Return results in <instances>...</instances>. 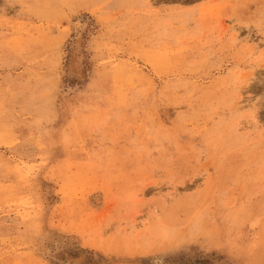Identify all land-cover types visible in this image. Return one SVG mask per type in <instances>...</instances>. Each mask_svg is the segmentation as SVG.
Segmentation results:
<instances>
[{
  "label": "rangeland",
  "instance_id": "obj_1",
  "mask_svg": "<svg viewBox=\"0 0 264 264\" xmlns=\"http://www.w3.org/2000/svg\"><path fill=\"white\" fill-rule=\"evenodd\" d=\"M264 0H0V264H264Z\"/></svg>",
  "mask_w": 264,
  "mask_h": 264
},
{
  "label": "snow or ice",
  "instance_id": "obj_2",
  "mask_svg": "<svg viewBox=\"0 0 264 264\" xmlns=\"http://www.w3.org/2000/svg\"><path fill=\"white\" fill-rule=\"evenodd\" d=\"M262 101H264V95H261ZM262 119H264V116H262Z\"/></svg>",
  "mask_w": 264,
  "mask_h": 264
}]
</instances>
